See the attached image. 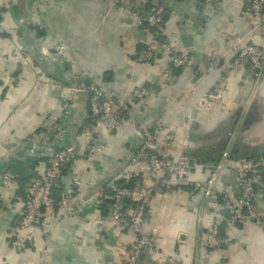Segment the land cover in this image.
<instances>
[{
    "label": "crops",
    "instance_id": "obj_1",
    "mask_svg": "<svg viewBox=\"0 0 264 264\" xmlns=\"http://www.w3.org/2000/svg\"><path fill=\"white\" fill-rule=\"evenodd\" d=\"M142 1L134 0V7L143 9ZM247 2L174 0L160 35L191 62L174 72L162 90L158 74L169 65L171 53L163 50L150 64L138 63L148 36L136 18L111 0H0V174L28 182L41 177L48 159L34 141L42 136L46 118H59L63 130L56 147L73 145L76 153L60 181L62 194L70 190L82 202L77 219L46 211V222L33 231V244L15 252L11 242L26 194L24 189H0V264H125L135 235L126 226L100 222L106 218L101 196L108 195L107 185L115 177L155 190L144 229L154 236L156 250L146 251L139 264H167L169 258L179 264H264V228L249 221L230 227L220 197L222 191H238V171L245 161L264 155V79L255 82L249 70H233L238 39L264 50V26L249 33L243 14ZM59 45L67 51L58 62L45 57L44 50ZM92 72L104 90L118 97L146 85L151 98L129 104L126 118L133 126L97 130L100 151L89 162L95 130H83L90 118L88 94H78L67 115L62 102L65 87L88 85ZM208 93L211 102L201 104ZM155 120L163 123L161 138L171 142L173 159L188 166L190 185L132 163L140 147L136 129L149 128ZM221 162L208 191L209 176ZM256 199L264 219V188ZM215 224L234 240L230 246H206Z\"/></svg>",
    "mask_w": 264,
    "mask_h": 264
},
{
    "label": "built area",
    "instance_id": "obj_2",
    "mask_svg": "<svg viewBox=\"0 0 264 264\" xmlns=\"http://www.w3.org/2000/svg\"><path fill=\"white\" fill-rule=\"evenodd\" d=\"M223 0H205L206 4H221ZM134 0H111L113 6L122 10L123 13L134 17L138 24L148 36L146 48L137 58L138 63L150 64L163 50L171 53L169 65L158 74V86L165 90L172 83L174 72L189 66L191 59L188 54H176L175 47L168 39L159 37L152 32V29L160 30L165 24V14L169 10L174 0H164L160 5H151L147 0H143V9L134 7ZM243 14L249 20V33L253 34L264 26V0H248ZM2 30L0 27V40ZM67 51L64 45L56 46L53 50H44L43 54L53 62H58ZM235 53L233 60V70L239 71L247 69L252 74L255 82L264 79V50L253 43H243L238 39L233 45ZM0 53L1 50H0ZM3 54V53H2ZM2 54H0L2 56ZM5 57V56H4ZM19 63L22 61L19 60ZM214 65V64H213ZM87 86H66L65 97L62 102L63 114L70 113L76 97L80 93L88 94V105L90 118L83 124V130H95L89 142L87 158L89 162L100 151L96 141L98 129L114 131L124 125H134L135 122L127 119L128 106L134 102L145 101L151 98V90L146 85H139L118 97L115 94L104 90L96 82V74L92 72L88 78ZM219 94V92H218ZM213 95L206 94L201 104H209ZM47 124L43 128L42 136L34 143L43 149L42 156L48 159V164L44 174L31 180L23 189L26 198L24 207L17 223V235L11 242V248L15 252L24 251L27 246L34 242L33 231L41 228L46 222V211L60 213L63 217L77 219L80 216L82 202L73 197L70 190L62 194L60 200H53V192L58 187L64 176V171L69 169L74 157L75 146L56 147V143L61 138L63 130L62 120L56 117L46 118ZM45 122V123H46ZM163 123L155 120L149 128H137L136 134L140 142V147L132 159V163H143L151 173L163 174L169 178H174L179 184L190 185L185 180L187 165L177 162L171 156V142L161 138ZM228 154L224 153L223 162ZM224 164L217 165L215 172L209 176L208 191L214 187L219 173ZM76 182V180H73ZM162 188L167 191L172 189L171 184L161 183ZM200 185L195 188L198 189ZM238 191L220 193L223 209L228 217V224L235 228L246 221L254 223L259 228H264V219L259 214L257 205V191L264 188V155L254 158L252 161H245L238 171ZM0 189L19 191L22 189L20 178L17 175L8 173L0 174ZM110 192L107 204L108 215L101 223L112 225H123L129 228L135 235V242L127 251L125 264H139L146 251L156 250L155 239L152 234H147L144 229L145 223L151 214V204L155 190L145 188L140 185L130 186L121 182L119 178H112L107 185ZM105 192L102 198L105 197ZM4 198L0 195V203ZM46 235V234H44ZM233 239L225 236L219 225H213L211 232L205 239V244L210 249H218L230 246ZM167 264H179L172 258L167 259Z\"/></svg>",
    "mask_w": 264,
    "mask_h": 264
},
{
    "label": "trees",
    "instance_id": "obj_3",
    "mask_svg": "<svg viewBox=\"0 0 264 264\" xmlns=\"http://www.w3.org/2000/svg\"><path fill=\"white\" fill-rule=\"evenodd\" d=\"M169 11V10H168ZM168 11L166 12V14H165V23H166V21H167V17H168ZM164 26V25H163ZM152 32L154 33V34H156V35H158L159 37H162L161 35H160V31L159 30H157L156 31V29H152ZM177 72L179 71V70H176ZM85 86H87V85H85ZM224 149V148H223ZM223 149L221 150V151H223ZM259 157V156H258ZM253 159V158H252ZM66 172V170L64 171V173ZM20 182H21V185H22V189L30 182H28V180L26 181H24V179L23 180H21L20 179ZM121 182H123V181H121ZM124 183V182H123ZM130 186H132V185H130ZM62 190H63V187H62V185H61V182H59V184H58V187L57 188H55V190H54V192H53V200L54 201H57V200H60L61 198H62ZM106 192V191H105ZM109 197H110V192H108V195H105V197H103V198H101V200L102 201H104V205H103V207H101V209L103 210V212H104V214H105V216H107L108 215V211H107V204H108V202H109ZM104 199H106V201L104 200Z\"/></svg>",
    "mask_w": 264,
    "mask_h": 264
},
{
    "label": "rangeland",
    "instance_id": "obj_4",
    "mask_svg": "<svg viewBox=\"0 0 264 264\" xmlns=\"http://www.w3.org/2000/svg\"><path fill=\"white\" fill-rule=\"evenodd\" d=\"M17 61H19V60H17ZM21 61V60H20Z\"/></svg>",
    "mask_w": 264,
    "mask_h": 264
}]
</instances>
